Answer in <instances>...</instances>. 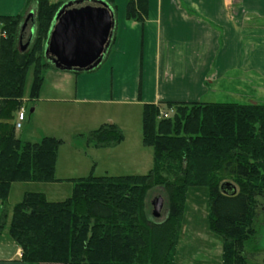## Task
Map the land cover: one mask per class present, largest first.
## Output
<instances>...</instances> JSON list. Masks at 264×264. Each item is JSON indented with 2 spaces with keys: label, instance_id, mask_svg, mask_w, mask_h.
Here are the masks:
<instances>
[{
  "label": "trees",
  "instance_id": "16d2710c",
  "mask_svg": "<svg viewBox=\"0 0 264 264\" xmlns=\"http://www.w3.org/2000/svg\"><path fill=\"white\" fill-rule=\"evenodd\" d=\"M103 1L115 17L114 0ZM32 2L34 37L29 48L20 51L18 34ZM63 4L27 0L22 14L0 16V234L8 226L25 264H183L175 260V253L186 193L204 186L208 228L222 239L219 264H247L245 244L256 234V207L258 198H264L262 103L144 104L142 141L153 151L147 174L90 173L67 179L72 190L64 200L25 192L20 202L9 206L13 183L58 181L55 162L63 141L53 136L23 141L16 136L14 121L24 103L28 69L33 68L28 101L38 97L43 72L56 69L44 55V44ZM147 8L148 0H128L126 19L142 23ZM112 41L113 35L105 56ZM85 140L96 147L114 146L123 140V132L114 123H104L89 131ZM155 188L166 195L162 220L147 210V194Z\"/></svg>",
  "mask_w": 264,
  "mask_h": 264
},
{
  "label": "crops",
  "instance_id": "0c3cea01",
  "mask_svg": "<svg viewBox=\"0 0 264 264\" xmlns=\"http://www.w3.org/2000/svg\"><path fill=\"white\" fill-rule=\"evenodd\" d=\"M26 1L0 0V16L22 14ZM50 1L56 3L59 0ZM127 1L114 0L113 41L98 68L87 72L57 69L43 72L38 97L32 101L31 115L23 133L17 137L30 142H38L44 136L58 137V133L65 132V120L70 121L71 115L75 119H83L69 131L74 133L73 138L78 136L73 144L67 146L74 147L73 150L63 149L64 142L58 149L54 171L58 181L35 184L33 189H27L26 183H13L8 197L10 207L20 202L25 192L44 193L49 201L69 197L72 187L63 199H53L48 195L59 192L60 185L68 183L65 181L69 178L58 177L57 166H86L88 158L96 166L97 162L93 163L88 156L89 149L110 155L111 165L124 160L126 164L123 166L133 163V154L129 157L127 153L123 158L119 147L126 141L128 131L137 136L139 127L143 147L151 148L142 141L144 104L206 101L211 94L209 92L214 91L210 83L209 86L206 84L209 75H215L214 81H220L228 74L237 73L240 83L264 91V0H148L147 17L142 23L126 19ZM35 10L36 3L32 2L23 20L31 12L35 17ZM30 70L33 80L31 67L25 78L24 108L31 87L30 84L26 93ZM25 120L24 113L20 129ZM107 122L118 125L123 132V140L107 147L88 144L84 136L86 132ZM61 152L65 155L62 162ZM142 156L141 159L144 158ZM14 184L19 185V189L14 201L10 202ZM7 231L8 226L0 234V264H25L21 260L20 247ZM180 239L176 246V261ZM197 240L203 249L208 248L207 242L200 238ZM189 244L183 245V251H189ZM249 247V251L254 253Z\"/></svg>",
  "mask_w": 264,
  "mask_h": 264
},
{
  "label": "rangeland",
  "instance_id": "374dc122",
  "mask_svg": "<svg viewBox=\"0 0 264 264\" xmlns=\"http://www.w3.org/2000/svg\"><path fill=\"white\" fill-rule=\"evenodd\" d=\"M61 0L57 1L60 2ZM64 3L65 1L62 0ZM67 2V1H66ZM28 11V10H27ZM26 11V12H27ZM25 12V13H26ZM23 23V22H22ZM22 25V24H21ZM21 28V26H20ZM31 25L27 24V27L24 30L19 31L18 34V42L19 38L22 37V45L28 40L30 35ZM34 37V34H33ZM32 40L29 44L31 45ZM47 40V39H46ZM46 42V41H45ZM29 46L27 48H29ZM20 49V44H19ZM215 73V72H214ZM230 77L229 80L227 79ZM224 79L214 81L216 79L215 75H209L208 86L211 84V89L214 91L209 92L208 99L206 101L212 102H235V103H264V91L255 90L252 88V85L240 83V76L235 74H228ZM232 79H235L234 82ZM32 81V70L29 71L26 79V93H28L30 84ZM210 83V84H209ZM32 101H28L25 103V116L26 120L23 122L22 129L16 131V136H19L23 133L24 126L27 123L28 117L30 114V109L33 106ZM171 112L168 111V113ZM83 119L80 118L75 119L73 116H70V121L65 120V132L63 134L58 133V139H61L64 142L65 150H73L74 147H67L68 144H73L76 137L73 138V134L69 131L74 128V126L78 125V122ZM43 120V119H42ZM110 123V122H107ZM140 124V122H139ZM31 130V129H28ZM27 130V131H28ZM83 133V132H80ZM85 133V132H84ZM83 133V134H84ZM88 132H86L87 134ZM82 135V134H79ZM85 136V135H84ZM23 137V136H22ZM21 137V138H22ZM23 139V138H22ZM25 139V138H24ZM62 142V143H63ZM78 141H75L77 144ZM119 150L123 154V158L129 153V157L133 154V163H127L128 166H123L126 164L124 162H114L111 165V156L105 155L104 151H94L93 149H89L87 151L88 156L94 162H97L96 166H93L90 163L88 158V162L86 166H57V175L60 178H82L88 176L90 173L93 176H128V175H145L152 168V149L143 147L141 142L140 129L138 127L137 136L133 131H128L126 141L124 142ZM143 154V156H142ZM141 156L144 157L141 159ZM65 158L63 152L60 153V162H62ZM68 183H63L60 185V191L55 194H48L49 197H54L53 199H63L71 187L72 183L70 181H65ZM226 182V180H225ZM42 182H30L27 184V189H33L36 187L35 184H39ZM44 184V183H42ZM39 186V185H38ZM19 189V185L14 184L12 188V193L10 197V202L14 201L16 198L17 190ZM69 189V190H68ZM153 195H158L163 200V207L158 217L159 220H162L167 213V201L166 195L163 189L155 188L148 192L146 197L147 210L151 213L152 208L150 205V199ZM208 189L206 187H191L187 190L186 193V201H185V209L183 213L182 219V229L180 233V246L177 256V261L184 264H219L221 262V248H222V239L216 233L212 232L208 228ZM254 228L256 231L255 238H251L248 247H245V258H247V264H264V198H258V204L256 207V217L254 221ZM198 235L197 237L195 235ZM204 240L208 243V248L203 249L201 244H198L199 240ZM253 242H252V241ZM200 241V242H201ZM189 251H183V245L189 243ZM253 248L254 253L250 252ZM247 248V249H246ZM250 249V251H249Z\"/></svg>",
  "mask_w": 264,
  "mask_h": 264
},
{
  "label": "water",
  "instance_id": "95a60500",
  "mask_svg": "<svg viewBox=\"0 0 264 264\" xmlns=\"http://www.w3.org/2000/svg\"><path fill=\"white\" fill-rule=\"evenodd\" d=\"M31 24L30 35L20 51L29 46L35 29L34 13L27 14L21 30ZM114 15L103 0H70L56 12L44 44V55L57 70L87 72L99 66L108 50ZM226 185V184H225ZM223 193V185L221 186ZM235 192V191H234ZM153 217L160 216L163 200L158 195L150 199Z\"/></svg>",
  "mask_w": 264,
  "mask_h": 264
},
{
  "label": "built area",
  "instance_id": "2783aa9c",
  "mask_svg": "<svg viewBox=\"0 0 264 264\" xmlns=\"http://www.w3.org/2000/svg\"><path fill=\"white\" fill-rule=\"evenodd\" d=\"M24 113H25V108L21 106L16 114V119L14 121V126L15 129H20L22 126V121L24 119Z\"/></svg>",
  "mask_w": 264,
  "mask_h": 264
}]
</instances>
